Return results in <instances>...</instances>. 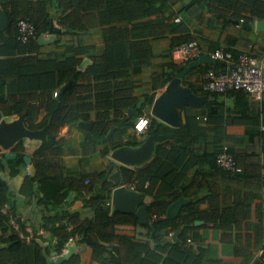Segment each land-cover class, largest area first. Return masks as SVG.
<instances>
[{"label": "crops", "instance_id": "1", "mask_svg": "<svg viewBox=\"0 0 264 264\" xmlns=\"http://www.w3.org/2000/svg\"><path fill=\"white\" fill-rule=\"evenodd\" d=\"M146 2V6L150 9L146 17L134 20L132 23L127 20L116 22L118 26L131 29L135 39H148L150 56L144 63H138L136 61L138 59L132 60L131 65L126 68L127 75L112 80L115 86L117 82H131L137 102L135 106L122 109V115L117 120V124L110 129H114V132L108 140H104V137L110 130L98 140L91 132L93 122L97 120L98 109L96 108L90 112L89 119H84L76 113L71 120L60 127L58 133L50 131L47 125L29 127L26 114L7 115L0 110V122L3 119L6 122H14L24 115V125L29 130L40 132L14 139L10 145H5L4 141L0 140V161L5 164V170H0V174L3 173L7 178V182H1L0 186L6 184L7 193L12 194L5 203L3 211L10 215L11 229L16 228L15 224L19 227L24 223L28 235L21 234L25 236L23 238L28 237L27 240L38 235L48 238L52 235L50 229L52 223L46 225L45 217L54 214L56 207L49 209L45 203L39 201L43 195L39 189V182H34L33 186H24V181L26 177L36 174L34 163L36 150L47 143L51 136H55L59 139L63 138L61 161L67 176L80 179L95 173L99 175V180L91 181L94 188L90 191L100 188L105 181L112 182L114 189L117 185L112 180L110 172V168L114 165L112 171H119L121 175L119 184L126 186L134 184V189L143 192V198L137 206L146 204L148 211L149 219L142 220L134 212L115 210L111 204L110 213L119 211L126 215L117 220L115 235L110 241L101 240L97 247L78 241L74 236L73 240L69 239L64 248L66 251L69 244L76 243L74 254L79 255L78 264H112L114 248L124 242V237L128 238L132 244L139 246L135 249V253H140V256L136 258L137 261L134 260L128 264L264 263V152L262 150L264 99L255 101L247 94L250 104H246L248 109H245L243 108L245 104H235V98L229 94L230 92L218 93V97H214L210 94L212 92H207L202 87L204 74L213 63L202 62L181 78L182 86L189 87L194 94L204 98L199 104L181 107V125H171L152 113L156 97L165 90L179 70L160 88L154 87V78L167 72L171 73L176 65L185 68L189 64V62L178 63L172 58V48L177 44L176 38L191 37L198 40L202 54L210 55L219 47H225L234 54L247 50L259 55L264 53V29L258 28V22H264V0H146ZM0 6L5 10L2 0H0ZM47 11L52 16L51 23L53 22L59 31L54 32L49 28L42 33L44 34L41 41L42 47L37 52L28 51L25 48L22 51L14 49L13 42L2 39L0 49L4 48L5 51L0 52V60L31 54H36L41 59L75 58L79 60L76 67L85 71L94 64L96 57L104 54L106 40L103 26H96L84 32H74L71 28L66 29L59 24L58 20L63 11L57 9L55 0L48 1ZM257 12L262 15L256 14ZM178 17L180 20H176ZM241 18L244 21L239 25ZM136 21L144 22L145 25L134 27L133 23ZM148 21L170 24L173 30L164 35L153 36L149 27L146 26ZM6 29L0 32H5ZM13 67L10 64L5 66L4 70H7V73L4 77L7 80L16 76L17 71L12 70ZM69 81L72 83L73 78L64 81L60 89L64 90L63 86ZM152 95H154L153 102L149 103ZM139 101H142L138 108L139 115L147 114L151 118V123L143 134H137L134 131L136 116H132L119 125L120 121L127 116L128 109L136 107ZM214 101L217 105L215 111L206 106L207 103L214 105ZM46 112L45 108L39 107L35 113V122H41ZM115 114L116 110L112 108L109 118L114 119ZM190 115H194L200 124L198 138L193 144L191 154L182 153L183 160H181L178 154L173 153L177 155V160L171 155L172 153L163 152L165 165L163 164L162 168L164 173L168 174L170 181L173 182L175 178L184 174L186 178L161 199L169 201V204L160 217L177 222L186 205L192 202L196 208V218L186 227L181 225L179 228H174L172 224H169L155 230L153 224L158 219V215L152 209V205L159 198L158 190L164 185L168 189L171 182L163 184L161 178L152 181L149 175L141 170L157 157L158 147L162 146L164 150L174 148L177 144L174 131L182 127ZM198 115L201 118H198ZM81 122L92 124L90 134L81 126ZM151 136H155L153 150L145 160L125 163L115 158L114 150L118 147L137 148ZM225 143L237 155H256L260 158L259 178L254 177L253 173L244 177L216 168L213 162L214 154ZM7 153L14 156L8 158ZM122 167L135 170L132 182L125 181ZM16 168L18 172L14 173ZM172 170L175 171L170 173ZM86 180L84 183H87ZM191 185L193 189L187 190L186 187ZM54 188L55 186L51 183L46 185L49 193ZM32 189L34 191L31 193ZM60 193L66 194L62 210L78 212L83 219L94 218L95 209L83 201L84 195L89 196V192L87 194L78 192L74 183L68 182L60 189ZM72 194V198L69 199ZM175 194L177 196H174ZM178 199L185 201L177 216L170 218L167 216V209ZM178 230H181V233L174 238L173 234ZM170 232H173L172 235H169ZM127 252L130 251L127 249ZM57 255L59 254L55 253L52 257ZM132 255L131 252L130 256Z\"/></svg>", "mask_w": 264, "mask_h": 264}, {"label": "trees", "instance_id": "2", "mask_svg": "<svg viewBox=\"0 0 264 264\" xmlns=\"http://www.w3.org/2000/svg\"><path fill=\"white\" fill-rule=\"evenodd\" d=\"M48 1L2 0V5L10 19V25L5 32H0V42L2 39L6 42L11 41L13 42V48L20 51L23 48L28 51H39L42 47L39 39L40 35L47 31L51 24L52 16L47 11ZM55 3L57 9L63 11L58 22L66 29L71 28L74 32H84L96 26H103L106 40L104 54L96 57L94 64L85 71L76 67L79 60L75 58L67 60L41 59L36 54H31L0 60V110L7 115L26 114L29 127L36 128L47 125L50 131L58 133L60 127L71 120L76 113L84 119H89L90 112L96 108L98 109L97 120L93 122L91 132L94 138L98 140L111 128H114L120 115H122L123 108L135 106L137 102L136 97L133 95L131 82H117L115 86L112 80L127 75L126 68L131 65L132 60L138 59L136 60L138 63H144L150 56L149 40L135 39L131 29L118 26L116 22L127 20L132 23L134 20L146 17L150 9L146 6V0H55ZM256 14L262 15L259 12ZM21 18H29L36 25L38 37L28 44L17 38V23ZM143 24L144 22L141 21L133 23L134 27ZM146 26L149 27V31L153 36L164 35L173 30L172 25H164L162 22L148 21ZM176 39L177 44L193 40L191 37ZM4 51V48L0 49V52ZM9 64L11 67L14 66L12 70L17 72L13 79L7 80L4 77L7 70L4 69ZM182 68L184 66L176 65L171 73L167 72L156 76L154 87H163L175 72L180 71ZM70 78H73L72 83L61 90L60 87H62L64 81ZM57 88H59L60 96H54V91ZM228 92L234 96L235 104H245V106L250 104L245 91L232 89L226 93ZM210 94L218 97V92ZM153 99L154 95L149 98V103H152ZM206 106L215 111L217 105L214 101V105L207 103ZM245 106L243 108L248 109ZM39 107L45 108L47 112L43 120L37 123L34 117ZM112 108L116 110L114 119L109 118ZM209 116L208 118H210ZM199 128L200 124L196 117L194 115L188 116L186 123L174 131L177 142L174 148L164 150L162 146L158 147L157 157L141 172L149 175L148 177L152 181L161 178L163 184L171 182L168 174L164 173L162 168L165 165L163 152L172 153L171 155L175 156L176 159L177 155L174 154H178L183 160L182 153L191 154L193 151V144L198 138ZM62 143L63 138L59 139L51 136L47 143L39 147L34 156L36 174L26 177L24 181V186H33L34 182H39V189L43 192L39 201L45 203L49 209L56 207L54 214L45 217L46 225L52 223L50 238L43 235L34 236L30 240L23 238L21 233L28 235L24 223L20 224L18 228L11 229L10 215L3 211V207L12 194L7 193L8 187L6 184L0 186V264H47L44 249L50 256L55 253L61 254L70 237L74 236L77 237L78 241H84L91 246L98 247L99 241L111 240L115 235L117 220L126 215L119 211L110 213V208L106 204L113 189L112 182L105 181L100 188L90 191L91 181L96 182L99 180L98 174H88L80 179L66 175L61 161ZM262 150L264 152V132ZM229 151L234 155L242 170L233 172L220 168L216 162L218 152L214 154L213 159L217 169L244 177L253 173L254 177L259 178L261 164L258 156H240L233 153L230 148ZM169 157L172 158L170 155ZM0 170H5V164L2 161H0ZM122 171L125 181L132 182L135 177V170L122 167ZM152 171L154 173H151ZM173 171L175 170L170 171V173ZM16 172H18L17 168L14 170V173ZM87 178L90 180L89 183H84ZM185 178V174L178 176L171 182L168 189L164 185L158 190L159 198L152 205V209L158 215V219L153 224L155 230L169 224H172L174 228H179L181 225L186 227L194 222L196 208L192 202L186 205L177 222L160 217L169 204V201L161 199ZM68 182H73L78 192L83 189L89 192L90 195H84L83 201L86 205H91L95 209L94 218L83 219L78 212L62 210L66 194L60 193V189ZM48 183L55 186L51 193L46 189ZM191 188L192 185L186 187L189 191ZM33 191L32 189L31 193ZM174 196H177V194ZM41 241L46 242V244L42 245ZM137 247L139 246L132 244L128 238L124 237V242L114 248L112 264H128L136 260L140 256V253H135ZM127 249L130 252H127ZM131 252L132 256H130ZM78 263L79 255L73 254L71 258L60 264ZM257 264L264 263L258 262Z\"/></svg>", "mask_w": 264, "mask_h": 264}, {"label": "water", "instance_id": "3", "mask_svg": "<svg viewBox=\"0 0 264 264\" xmlns=\"http://www.w3.org/2000/svg\"><path fill=\"white\" fill-rule=\"evenodd\" d=\"M9 25V18L6 11L0 6V30H5ZM258 28L264 29V22H258ZM51 31H59V28H56V25L52 22L50 26ZM44 38V34L40 35V40L42 41ZM202 62H215L209 54H202L197 59L189 62L188 66L180 70L176 73L175 77L168 83L165 90L156 97L153 106L152 113L166 121L167 123L180 126V109L183 105L189 104H199L202 102L204 98L197 96L193 93V91L189 87H184L181 85V78L191 69L198 66ZM71 81L68 82L69 85ZM67 85L63 86V89L66 88ZM142 101L137 103L136 107L129 108L127 116L123 118L119 125H122L125 121L129 120L132 116H139L138 108L141 106ZM24 115H21L19 119L14 122H6L3 119L0 122V140L4 141L5 145H10L14 139H18L25 135H34L40 133L38 131L29 130L23 123ZM81 126L90 134V129L92 124L90 122H81ZM48 127V126H47ZM114 129L110 130V132L104 137V140H108L113 134ZM45 136V134H43ZM155 136L149 137V139L140 147H132V146H121L114 150V156L118 160H121L125 163H136L148 158L153 150V141ZM6 156L8 158L13 157L14 155L11 153H7ZM114 165L110 168L111 178L114 183L117 185L113 189L112 193V204L115 210H122L128 212L136 213L142 220L149 219L148 211L146 210V204L139 207L137 204L143 198V192L132 189L124 184H119L121 180V175L119 171H112ZM7 182V178L4 177V174H0V183ZM94 185L91 184L90 190H93ZM73 194L69 197L71 199ZM184 199H178L174 201L167 209V216L170 218H174L179 213ZM181 233V230H178L173 234V237H178ZM42 245L46 243L41 241ZM194 248L193 245H191ZM76 243L69 244L68 250L64 251L62 254L55 256L54 258L47 254L44 249V254L47 258V264H60L64 260L69 259L75 253Z\"/></svg>", "mask_w": 264, "mask_h": 264}, {"label": "built area", "instance_id": "4", "mask_svg": "<svg viewBox=\"0 0 264 264\" xmlns=\"http://www.w3.org/2000/svg\"><path fill=\"white\" fill-rule=\"evenodd\" d=\"M176 20H180L179 17ZM244 21L240 19V25ZM17 38L21 42L28 44L36 39L37 29L34 22L29 18H21L17 23ZM202 54V48L198 40L185 41L173 46L172 58L178 63H188L197 59ZM215 62L206 70L202 87L205 91L225 93L232 89L243 90L248 96L255 101L264 99V53L259 55L252 51H243L234 54L233 51L227 50L225 47H219L210 53ZM59 89L54 91V96H58ZM201 118V116H197ZM206 119L205 116H203ZM151 122L150 116L147 114L139 115L134 121V131L137 134H143L147 131ZM229 145L223 144L217 153V165L225 170L237 172L242 167L236 162L234 155L229 151ZM90 180L87 179L88 183ZM135 188L134 184L128 186ZM83 194H87L86 189L82 190ZM106 204H112L111 199ZM15 227L18 226L15 224ZM170 232L169 235H172ZM22 237H25L21 234ZM27 239H29L27 237ZM70 240H73L71 237ZM190 241V239H189Z\"/></svg>", "mask_w": 264, "mask_h": 264}]
</instances>
